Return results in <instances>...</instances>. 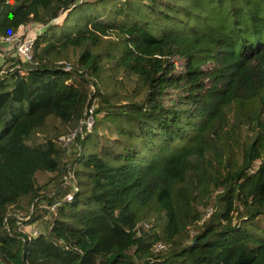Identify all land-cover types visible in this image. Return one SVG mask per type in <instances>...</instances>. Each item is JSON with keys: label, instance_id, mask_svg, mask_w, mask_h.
Here are the masks:
<instances>
[{"label": "trees", "instance_id": "16d2710c", "mask_svg": "<svg viewBox=\"0 0 264 264\" xmlns=\"http://www.w3.org/2000/svg\"><path fill=\"white\" fill-rule=\"evenodd\" d=\"M26 24L30 61L0 68V264H264V0H0V37Z\"/></svg>", "mask_w": 264, "mask_h": 264}, {"label": "built area", "instance_id": "2783aa9c", "mask_svg": "<svg viewBox=\"0 0 264 264\" xmlns=\"http://www.w3.org/2000/svg\"><path fill=\"white\" fill-rule=\"evenodd\" d=\"M31 25L35 24L20 25L15 34L0 37L1 43L5 44L7 48L12 50L11 55L18 56L20 60L24 62L30 61L31 59V48L34 38L29 36L23 37L25 31H27ZM89 112L91 113L92 109H89ZM90 113L84 115V118L80 121V125L76 129L72 130L67 136L62 137L63 144L68 145L71 142H74L78 134L82 135L83 127H85L87 132L91 131L94 120ZM66 198L70 199L71 195L68 194Z\"/></svg>", "mask_w": 264, "mask_h": 264}, {"label": "rangeland", "instance_id": "374dc122", "mask_svg": "<svg viewBox=\"0 0 264 264\" xmlns=\"http://www.w3.org/2000/svg\"><path fill=\"white\" fill-rule=\"evenodd\" d=\"M94 8H92V9H90V11L91 12H94L95 10H93ZM85 13H86V10H85ZM62 15H64V14H62ZM44 28L45 27H43V26H41L40 24H35V25H31L28 29H27V31H25V33L23 34V37H27V36H29V37H32V38H34L35 37V35H37V34H39V33H41V32H43L44 31ZM108 39L107 40H116L117 39V36L116 35H114L113 33H111L108 37H107ZM11 53H12V50L10 49V48H7L3 43H1V41H0V68H5V66H4V57H6V56H8V55H11ZM178 66H179V69H181V67H182V62H180L179 61V64H178ZM2 73V72H1ZM91 132V131H90ZM103 134L105 135V137H108L109 139H111V138H114V137H109L108 135V133L107 132H103ZM105 137H103V138H101V139H95V138H93V137H88V141L90 142V147L89 148H85L84 149V152H86V151H88V150H90L95 144H97V147L98 148H100V146L102 145V144H104V143H106V141H105ZM69 147V146H68ZM77 148H79V146L77 145V144H73L72 146H71V148H69V150L68 151H70V153H72V152H74ZM80 149V148H79ZM69 153V154H70ZM213 210H212V208L210 207V208H208L207 210H206V217H208L209 216V214H211V212H212ZM18 224V222H14V224H13V226H16V225ZM45 226V225H44ZM43 226V224H41V223H35V224H31V225H29V226H27V227H25V229L29 232V234L31 235V236H35V235H37L40 231H42V228L44 227Z\"/></svg>", "mask_w": 264, "mask_h": 264}, {"label": "crops", "instance_id": "0c3cea01", "mask_svg": "<svg viewBox=\"0 0 264 264\" xmlns=\"http://www.w3.org/2000/svg\"><path fill=\"white\" fill-rule=\"evenodd\" d=\"M5 45V44H4Z\"/></svg>", "mask_w": 264, "mask_h": 264}]
</instances>
